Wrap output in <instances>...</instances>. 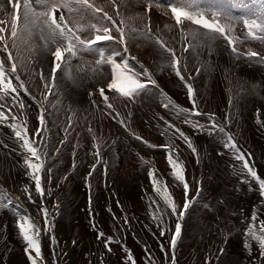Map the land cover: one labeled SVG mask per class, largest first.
<instances>
[{"label": "rangeland", "instance_id": "obj_1", "mask_svg": "<svg viewBox=\"0 0 264 264\" xmlns=\"http://www.w3.org/2000/svg\"><path fill=\"white\" fill-rule=\"evenodd\" d=\"M131 2L130 5L121 7L130 14L129 18H123V22L131 29L130 38L136 37L135 41L129 40L130 52L139 55L141 50H144L142 53L158 64V67L154 68L157 85L168 93L171 89L176 90L187 100L186 86L176 78L172 67L173 56L154 40L139 35L142 33L140 30H144L146 15L142 8L146 6V0ZM109 5L97 3V6H104L115 15L116 7L112 2H109ZM161 10L165 32L169 34L166 30L170 29V32L175 34L176 25L170 18L171 13L165 15V10ZM127 12L125 14H128ZM234 15L238 16L240 13L235 12ZM209 19H212L211 15ZM219 19L221 23L232 26L234 30L230 35H234L240 42L241 52L259 50L264 53V42L249 37L242 21ZM89 20L95 22L91 17ZM155 22H160L159 16H156ZM191 26L189 32H182L177 26L179 39L173 42V49L175 58L181 62L182 74L192 83L198 94L196 99L199 111H205L212 118H217L216 111L225 115L224 122L234 130L229 131L235 133L240 140L242 138L256 152L263 165L259 172L264 174V65L234 55L230 50L231 46L222 37L205 36L207 30L198 25ZM192 32H198L199 35L193 39L190 34ZM187 44L192 47L184 51ZM32 48L34 47L30 41L27 45L17 42L16 48H13V56L17 57V51L20 55L13 62L21 66L25 76L34 86H38L48 96L52 93L48 101L52 110L50 120L65 143L61 146L58 140L53 145L48 137L41 139L48 140L53 152L60 155L65 164L61 173H51V182L45 185L50 194H46L44 198L36 195L35 202L27 208L30 210L20 206V214L26 212L27 215H36L42 220L45 234L44 252L50 264H59V259L61 264H130L127 261V245L134 248L141 262L143 259L145 264L151 263L146 247L151 250L154 248L164 264H172L173 258H177L179 264H264V250L258 244L249 240L251 247H244L245 241L248 240L245 233L253 213L258 218H264V196L260 195L258 185L254 182L251 186L242 182L246 173V169L242 168L243 162L235 158V151L224 147L225 134L232 136V133L224 127V133L215 130L210 135L208 129L212 123L205 119L203 120L206 122L190 120L185 123L184 116L182 118L181 114L164 106L166 99L163 91L160 96L152 87L146 94H140L134 100L121 96L113 98L114 109L107 108L100 100L98 90L101 87L108 90L111 65H97L95 61L98 57L87 54L84 59L72 62L69 79H74L71 81L74 88L69 84L68 87L62 86L65 90L62 93L56 85L49 94L43 86L47 79L41 81L35 72V50L32 51ZM0 53V59H5L7 53ZM49 58L52 60V57L48 56L42 58L41 62L48 63ZM185 63L186 70L183 67ZM7 66H11V62L7 63ZM74 69H77L79 79H75L77 76ZM64 83L66 84L65 81ZM34 91L38 97L44 98L36 87ZM152 92H156L161 100L155 98ZM26 97L21 91L17 98L24 102V109L11 98L4 101L18 113L31 118L28 124L33 132L37 127L38 118L34 106L36 102L31 99L30 103ZM78 99L83 103V107L90 106L92 111L87 115L83 107L77 104L73 113L76 120L71 121V114L66 107L71 103L75 106ZM208 120L211 119L208 117ZM100 121L102 136L104 140L107 139V143L98 149L91 132L99 129ZM195 122L203 127H192ZM169 124L173 125V128H169ZM67 126L69 130L65 134ZM175 129L182 131L196 149L193 153L189 148L186 155L190 158V169L187 173H190L192 192L190 194L189 190L187 196L197 198V203L187 221L182 242L173 250L171 238L175 232L177 215L172 213L162 196L153 190L149 172L154 169L161 186L167 185L178 211L187 198L183 184L175 179L170 167L166 172L148 163L153 158L164 157L165 153L146 147L136 136L144 133L156 140L173 144L181 150L180 144L184 140ZM0 133H4L0 139L3 141L0 143V161L4 169L3 173H0V180L13 183L19 177H28L23 166L22 149L12 137L14 133L9 135V132L4 131L3 124H0ZM177 140L181 141L180 144ZM184 145L188 148L186 143ZM249 146L245 145L247 148H250ZM39 147L47 151L43 144H39ZM73 147L76 148L75 152L72 151ZM238 148L248 161L243 150L239 146ZM97 151L99 156L95 154ZM159 163L162 168H166L165 161L159 160ZM248 163L252 167L249 161ZM23 188L21 192L25 196ZM56 188H59L58 194L64 192L66 200L65 212L62 215L58 212ZM46 203L51 213L49 220L54 216V224L50 228L44 227V217L40 210L46 207ZM16 219L15 211L0 209V264H30L25 251L27 245L18 231ZM99 233H103V237H99ZM62 236H66L67 244L73 250H70L71 247L66 248V240ZM54 239H57L59 254L54 248ZM109 240L110 244L107 243ZM160 258L155 256L157 262H160Z\"/></svg>", "mask_w": 264, "mask_h": 264}, {"label": "snow or ice", "instance_id": "obj_2", "mask_svg": "<svg viewBox=\"0 0 264 264\" xmlns=\"http://www.w3.org/2000/svg\"><path fill=\"white\" fill-rule=\"evenodd\" d=\"M112 2L115 4V0H112ZM116 7L118 9L119 5H116ZM153 7L156 9H164L165 15L170 12V18L175 21V25L182 32L187 31L185 22H190L192 25H198L200 28L207 30L204 33L205 36L215 37L218 35L222 37L231 46V51L237 56L240 53L235 46L236 38L230 35L234 29L230 24L221 23L219 18L237 22L242 21L249 37L264 42V0H146V8L144 11L146 13L151 12ZM235 12H239L240 15H234ZM101 13L102 15H100ZM117 15L119 16V11H117ZM209 15H211L212 19H209ZM89 17L109 23L105 25L104 23L98 24L91 22ZM86 20H89V22L85 23ZM37 32L40 35V40L43 41L41 47L42 53H50L52 57L50 83L45 82L43 85L49 94L51 88L56 87L57 71H62L65 77L71 78L73 60L83 59L85 54L98 57L95 61L97 65H111V82L107 85L109 92L134 100L136 96L146 94L150 87H158L156 80L144 68L143 64H140L142 71H138L129 63V60H136V57L132 56L129 52L128 43L131 34L125 32L123 20H120L118 24L115 19L104 11L103 7L97 6L94 0H7L6 3L5 0H0V52L7 53L5 59H0V100L11 98L13 101L19 103L21 109L25 108L24 102L19 101L17 98L21 91L26 96L30 95V90L26 86L25 81L17 74V65L13 62L19 57V51H17V57H14L12 51L9 50V46L11 45L12 48H16L17 42L27 45L30 38ZM151 34L152 30L149 27L147 33H141L139 35ZM190 34L193 39L199 35L198 32H192ZM158 42L172 54L174 58L172 67L176 75L181 80H184L181 62L175 58V50L167 48L162 41ZM189 47H192V45H189ZM31 50L34 51L35 49L32 48ZM187 50L188 48L186 47L184 51ZM247 55L249 58L258 57L261 62H264V56L254 51L249 52ZM9 62H11V66L6 69V64ZM183 67L186 70L187 64L185 63ZM40 79L41 81H46L43 70H41ZM13 80L18 83L14 84ZM185 83L192 109H178V111L184 115L185 123H189L191 118L202 116L203 113L199 111L196 103V97L198 95L196 90L187 81ZM99 93L106 107L114 109V105L110 102V98L105 93L103 87L99 89ZM167 99L169 103H165V107L170 106V98ZM0 108H3L2 104H0ZM116 115L118 116L119 113L117 112ZM37 119L38 125L31 135L27 126L28 121H18L16 116H12V122L6 126L14 133L19 148L22 149L23 166L26 169L27 176L34 185L35 193L41 198H44L46 194H50L45 187V183L51 182L49 178L52 169L46 167L48 152L46 149L37 146V144H45L46 142L43 139H37L35 141L33 139V137L40 138L43 133L50 131L46 119V110L44 108L40 109ZM209 119L212 120V124L208 129L210 135L215 130L224 133V129L216 123L214 118L209 116ZM8 120L9 117L5 115L4 111H0V124ZM168 127L173 128V125L169 124ZM192 127L200 129L203 126L195 122L192 123ZM175 131L179 133V137L195 153L196 149L193 147L191 140L179 129H175ZM225 136L224 147L235 151L237 153L235 158L242 161V168L246 169V173L244 174L245 180L242 182H246L250 186L254 182L258 185L260 195L264 196V178L258 176L254 168L245 160L234 138L230 134H225ZM136 138L140 139V137ZM0 143H3V141H0ZM148 146L153 147V145ZM95 154L99 156V151ZM167 158L173 176L183 184L184 193L187 197L190 189L185 177L184 165L171 150H169ZM73 167H75V164H73ZM149 176L152 180L153 190L162 196L165 204L171 209L172 213L178 216L175 232L171 238V247L175 250L177 242L182 235V220L192 201L186 199L182 210L178 211L174 197L168 191L166 184L161 186V181L156 176L154 169L149 172ZM23 191L30 203L35 202L31 185L26 184ZM153 203L156 202L153 201ZM158 208L159 205H157ZM0 209H9L17 213L16 226L22 239L26 242L27 247L25 251L30 264H43L41 226L33 217L27 215L26 212L25 214H20L18 197L14 200L2 191H0ZM40 210L44 217V227H52V221L49 220V209L44 207ZM163 234L162 232L161 235ZM245 235L248 238L244 244L245 248L251 247V244L248 242L250 240L254 241L264 250V218H258L253 213L251 223ZM98 236L103 237V233H99ZM107 243L110 244L111 241L109 240ZM109 251H111V248H109ZM127 261L130 264H136V260L130 252L127 253ZM172 264H175L174 258Z\"/></svg>", "mask_w": 264, "mask_h": 264}, {"label": "bare ground", "instance_id": "obj_3", "mask_svg": "<svg viewBox=\"0 0 264 264\" xmlns=\"http://www.w3.org/2000/svg\"><path fill=\"white\" fill-rule=\"evenodd\" d=\"M119 3H121L122 1L121 0H117ZM185 25H187V22H185ZM138 61H139V63L140 64H143L144 65V67L151 73V69L142 61V59L141 58H138ZM75 71H74V74L77 76V77H75V79H77L78 78V71H77V69H74ZM152 74V73H151ZM73 79V78H72ZM79 79V78H78ZM73 81H74V79H73ZM86 85H88V84H86ZM89 88H92L91 86H88ZM152 94H153V96L155 97V98H157L158 100H161V98L158 96V94L156 93V92H152ZM111 96H113V95H119V94H114L113 92L110 94ZM8 123H10L9 121H5L4 123H3V129H4V131H6V132H11V129L10 128H8L6 125L8 124ZM233 136L236 138V140L238 141V143H239V139L236 137V135L235 134H233ZM240 144V143H239ZM244 149V148H243ZM252 159H254V161H255V164L256 165H258V167L259 168H263L259 163H258V161L256 160V158H255V156L253 155L252 156ZM24 180H26V179H20V180H18L17 181V183L18 184H21L22 183V181L23 182H26V181H24ZM189 185H190V182H189ZM34 186V185H33ZM8 191H11V190H9L8 189ZM34 194V190H32V195ZM17 198V197H16ZM19 198V202H20V204L22 205V206H24L25 208H28L29 206H32V204L34 203H30L29 201H28V199H27V196H20V197H18ZM33 199H34V201H35V198H34V196H33ZM47 208H48V203H47ZM261 212H262V210H261ZM36 220V222L40 225V226H42L41 225V222L39 221V220H37V219H35ZM42 231V230H41ZM42 238H43V235L41 234V241H42ZM43 245V244H42ZM56 251H57V254L58 253H60V249H59V247L56 245ZM262 252V251H261ZM260 254H262V253H260ZM42 255H43V264H50V262H49V260H48V258L46 257V254H45V252H44V250L42 249Z\"/></svg>", "mask_w": 264, "mask_h": 264}]
</instances>
